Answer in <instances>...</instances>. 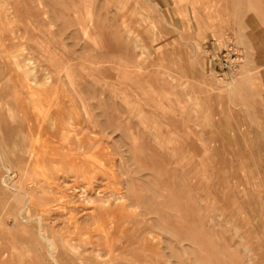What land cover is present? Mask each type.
Returning <instances> with one entry per match:
<instances>
[{
  "label": "rangeland",
  "instance_id": "obj_1",
  "mask_svg": "<svg viewBox=\"0 0 264 264\" xmlns=\"http://www.w3.org/2000/svg\"><path fill=\"white\" fill-rule=\"evenodd\" d=\"M57 261L264 264V0H0V264Z\"/></svg>",
  "mask_w": 264,
  "mask_h": 264
},
{
  "label": "bare ground",
  "instance_id": "obj_2",
  "mask_svg": "<svg viewBox=\"0 0 264 264\" xmlns=\"http://www.w3.org/2000/svg\"><path fill=\"white\" fill-rule=\"evenodd\" d=\"M77 110H78V109H77ZM72 127H73V126H72ZM30 201H31V200H30ZM7 223H8V222H7ZM56 264H60V262H59V261H57V262H56Z\"/></svg>",
  "mask_w": 264,
  "mask_h": 264
}]
</instances>
